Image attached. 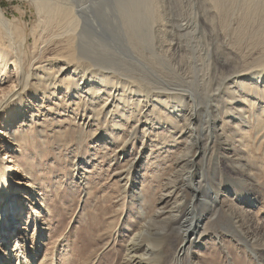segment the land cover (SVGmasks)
<instances>
[{"label": "rangeland", "instance_id": "374dc122", "mask_svg": "<svg viewBox=\"0 0 264 264\" xmlns=\"http://www.w3.org/2000/svg\"><path fill=\"white\" fill-rule=\"evenodd\" d=\"M74 1L82 28L72 43L70 33H41L36 0H0V12L15 28L11 44L25 61L24 80L34 63L60 58L64 66L70 64L48 96H33L25 81L15 87L7 76L0 85L6 93L0 99V226L9 231L11 217L20 215L11 240L0 235L1 250L12 251L9 264H25L24 259L28 264H124L128 244L139 235V246L147 245L157 264H173L188 226L201 244L180 264H264V208L255 215H230L227 205L231 194L242 195L244 187L257 184L263 192L257 204L264 205V154L254 153L251 167L243 152L253 151L262 133L254 134L244 100L229 97L239 90L231 82L264 68L248 57V38L230 26L244 22L247 35L251 26L258 31L264 0L249 10L245 0ZM3 38L0 34V52L8 53ZM110 70L125 91L108 108L101 93L87 95L82 83L84 91L75 90L81 75ZM6 72L17 75L12 65ZM19 95L22 103L16 101ZM222 120L228 123L221 132L226 139L218 143ZM6 127L10 134L25 133L13 164H7V153L16 138L4 137ZM239 129L249 135L235 138ZM214 140L213 154H204L205 143ZM227 152L235 158V171ZM30 182L32 188H26ZM245 204L239 207L247 210ZM239 223L253 245L240 234ZM233 247L251 262L236 257Z\"/></svg>", "mask_w": 264, "mask_h": 264}, {"label": "bare ground", "instance_id": "6f19581e", "mask_svg": "<svg viewBox=\"0 0 264 264\" xmlns=\"http://www.w3.org/2000/svg\"><path fill=\"white\" fill-rule=\"evenodd\" d=\"M39 1L36 0V11L40 14L39 15L40 16V20H39L38 24H39V27H42L41 28V33L42 34L43 33L48 34V33H51L52 31H54V32H58V31L62 32L63 31L62 33H66V34L70 33V36H69L70 38H69L68 41H71L72 43H75L77 38H78V36H79V34H80L79 29L82 28L81 27L82 26V24H81V15H80L81 11H79V6L80 5L76 4L74 0H60V1H63L61 4H64L65 6L64 5L62 6L61 4L59 5L58 3L57 4L56 3L50 4V2L48 0H44V1H41V2H39ZM156 1H158V0H156ZM224 1H227V0H224ZM149 2H151V1H149ZM218 2H220V0H213V3H215V4H217ZM237 2L238 1L235 0L233 3H237ZM245 2H244L243 6H247V7L250 6L248 9L245 8V9L249 10V9L253 8V6H252L253 2H260V0H245ZM238 3H240V2H238ZM259 5H260V3H259ZM261 13H262V11H261ZM247 14H249V13H247ZM262 25L258 28L259 32L257 31V29L255 30L251 26L249 31H248V32L251 31L249 33V35H247V32H246L247 27H246V24L244 22H240L237 25V27H234V28H232L233 25H231L232 27L230 26V28L232 29L233 32L234 31L237 32V30H239V32L243 33L242 35L245 36L244 38H246V39L248 38V41H249L248 45L250 46V48H248L249 51L247 53L248 57L250 59L253 58V60H255L254 63H256V66L258 68L259 67L262 68L264 66V25L263 26ZM14 30H15V28L13 27L12 22L11 21L8 22L5 19L4 15L0 12V34L2 35V37H4L3 39H6L7 44H8V47H7L8 48V53H3L2 51L0 52V85H1V83L3 81H5L3 79V77L7 76V79L8 78L11 79V80H8V83L10 82L11 85L14 83L15 87H17V86L19 87V85L25 81V83H26L25 86L27 88H31V92H32L33 96H37L39 93L41 95H43V97H44V95L51 94V90L54 89L55 81L59 80V78H61L63 76V74L67 73V71L70 69V66H69L70 64L65 62L67 67L64 66L63 65V60L60 59V58L59 59H56V58L49 59L48 63L51 64V65H49L47 63L46 65L39 66L36 63H34L32 66H29L30 67L29 68L30 72L27 73V75H26L27 77L24 80V78H25L24 74L25 73L23 72V67H24V62L25 61L23 62L22 60L17 58V53H16L17 49L14 48L13 44H11L12 35H13ZM40 36H42V35L39 34V37ZM245 42H246V40H245ZM44 46L45 45H43L42 48ZM256 55H257V57H256ZM8 65L9 66L12 65L14 67V70H15L17 75H15L13 73H11V75L7 74L6 69H7ZM49 66H51V68ZM97 68H99V67H97ZM49 69L54 70V74L53 75L49 74ZM93 69H95V68H93ZM99 69H101V68H99ZM44 70H45L46 73L43 72ZM103 72L98 71L97 72L98 74H95L94 71H91V73H89L90 76L87 75V77H86L85 74L81 75L80 78L78 79L79 82L77 83V86H75V90L78 93H80V91H84L83 87H80V84L82 83L84 85V87L87 88V91H86L87 95H91L94 92L101 93L104 97H106L104 102H103V104H104L103 108L105 109V108H108V105L113 103L116 98L118 100V97H122V95H123L125 90H120L119 89V85L115 82V78L117 76L115 74L116 72L111 71V70L110 71H106L104 73ZM40 73H42V76H39ZM12 79H14V80H12ZM238 79H240V80L237 81ZM238 79H236L235 82H233V83L231 82V85L236 86L239 90L238 91H234V92H230V96H229L230 97V101L233 98V96L234 95L236 96L237 94L239 95L238 100H240V101L244 100L243 101V102H245L244 105L246 104V106L248 107V110H249L248 112H250L249 119L250 118L252 119L251 128H253V130L255 132L254 134H256L257 136L259 135L258 133H262L260 138L263 140L264 139V132H263V129H264V68H262L261 70H257V71H255V72H253L251 74L246 75V76L242 75V76L238 77ZM61 80L63 81V79H61ZM61 80H60V82H62ZM45 82H47L46 83L47 85H43ZM48 82H49V84H48ZM108 85H110V86H108ZM72 88L73 87L71 86V82H68V84L66 86V90L67 91L68 90L71 91ZM120 92H123V93H121L119 95ZM235 92H236V94H235ZM1 93L2 92L0 91V94ZM12 93L13 92L7 93V94H9L8 95L9 98L11 97L10 95H12ZM5 95H6V93L3 92V94H1V96H0V99L2 97L6 98ZM24 95H19L17 97V100H16L17 103L18 102L22 103ZM100 111H102V108H101ZM102 113H104V115L108 114V113L103 112V111L101 112V114ZM190 117H188V118H190ZM221 124L222 125H221V128H220V134H221V132L223 133L225 125H227L228 123L225 120H222ZM189 126H190V123L187 124V127H189ZM7 128L8 127L5 128L6 132L2 133V134L6 133L4 135V137H6L7 135L10 134L9 132L7 133ZM214 128H215V126H214ZM236 132H234V133H236ZM220 134H219V136L215 135V140L218 141V139H220V140H222L224 138L226 139V137H223V135L222 134L220 135ZM11 135L13 137V138H11V140H14L15 138H16V140H14L13 147L10 149V152L7 153L10 156V157H8V158H10V160L7 161V164H13L15 162V159L17 158L16 153L19 150H21V148H22L21 144L23 143L22 141H24L23 138H24L25 133L22 132V131L20 132L19 130H15V131H13V133L11 132V134L9 136H11ZM232 135H233V129H232ZM248 135L249 134H247L246 131H243V130L239 129V132H237V136L234 134V137L237 138L238 136H241V138L244 139ZM232 139H233V137L229 138V136H227V140L232 141ZM261 139H260V141L258 140V142H255V145H253V151L252 150L248 151L249 147H247L246 151L242 150L244 152V156L246 157V159H245L246 161L244 160L245 163L248 164L251 167H253L252 164H255V162H256V161L254 162V159H256V158L253 159V162L251 161L252 160L251 159L252 155H254V153L257 154L259 151L263 152L262 155L264 154V148L260 147L262 142H263V141H261ZM215 140L214 141H207V143H205V146L203 148L204 154H206V151H208V153H210L211 155L213 154V150L216 149V141ZM218 143H219V141H218ZM252 144H254V143H252ZM248 146H249V144H248ZM229 151L231 152V150H229ZM238 151H240V150H238ZM230 152L226 153L227 154L226 155V159H227L228 162H230L229 163L230 166L233 167L232 170L235 171V169H236V168H234L235 167L234 166V159L235 158L232 157V155H230ZM254 157H256V155ZM241 158H242V156H241ZM134 163H135V159H133L129 163V168L130 169L132 168V164L134 165ZM237 163H238V161H236V164ZM241 167H243V169H244L245 165H243ZM262 168H263L262 170H263V173H264V166ZM126 177L127 178L132 177V173L128 172ZM126 177H125V179H126ZM257 181H258V179H257ZM121 182H122V179H121ZM262 185L264 187V183ZM257 186H258V184H257ZM257 186H252L249 189H247L248 188L247 186L244 187L245 189L241 190L242 195H240V194L237 195V193H236V196H238V198L235 196V194H231L230 195L231 196L230 197L231 201H229V200L227 201L228 211H229L230 215H233V214H236V213L237 214L240 213V214H243L245 216L246 215L248 216V214L255 215L256 213H258L261 210H263L264 205L261 206L262 204L261 205L259 203L257 204V202H258L257 200L259 199L258 197L262 196V193H263L262 190L257 188ZM126 187L127 186L124 185L122 190L125 191ZM26 188H32V182L27 183L26 184ZM171 188L172 189H178L177 186H174V187L172 186ZM260 188H262V187H260ZM119 191H120V189H119ZM172 193H173V191L170 192L169 194H172ZM243 194H245V195H243ZM138 197H140V196L138 195ZM26 201H28V198H26ZM218 201H219V199L217 198L216 202H218ZM42 202H43V199L41 198V203ZM222 203H223V201H222ZM239 203L240 204L246 203L245 206L247 207L246 208L247 210H245L244 208L239 207V205H240ZM12 204H15V203H12ZM27 204H28L27 208L30 209V204L29 203H27ZM19 205H20V202H19V204L16 203L15 207H12V210H14V212H13L14 215H15V212L18 211ZM25 206H26V204L22 205V207H25ZM248 210H250L251 213H249ZM33 215H34V218H37V212L36 211H33ZM18 216H20V215L16 214L15 217H13V216L11 217L10 220H12V224L8 226L9 231H4V229H5L4 227H6L5 224L0 226V229L2 227V231H3V232H0V235L2 233V236L5 239L4 241L11 240L10 236H9V234H11L10 233L11 227L14 229L17 226V224H18L17 217ZM4 218L6 219V217H4ZM24 221H25V224H24L25 227L23 228V230H27L29 228V220L28 219L25 220V216H24ZM6 224H9L8 220H7ZM199 225H202V224L199 223ZM242 226L243 225L239 223L238 224V230H239L240 234L246 240V243L251 245L253 242L251 243L250 240L248 239V237H246L247 233H246L245 230H243L244 227H242ZM188 227H190V228L187 229L186 231H184L185 234L183 235V239L181 237V239H182L181 244L177 247L178 249L176 250L175 254L171 257V260H172L173 264H180L182 262V260L185 259V257H187L190 254V252L192 251L193 248H195V246H200V244H201V242H200L201 240L195 239L194 238V234L190 231V229L192 227L191 226H188ZM197 227H198V225H197ZM191 230H193V229H191ZM139 236L134 237L132 239V241L128 244V247H127L128 250H127V254L125 255V258H124L125 259L124 264H152V263L153 264L154 263L157 264L156 260L152 259V257H151L152 254L149 251V249L147 248L148 246L145 245L146 248H144V249H142V247L139 246L140 245V243L138 242ZM18 240L19 239H15L13 241L14 242V246L17 245L16 241H18ZM1 248H2V246H0V252L1 253L4 252V254L3 255L0 254V264H9L10 260H11L12 251L11 250L8 251L7 246L3 247L2 250H1ZM18 248L21 249L19 243H18ZM233 248H234V253H235L236 257L240 256V258L242 260L247 261V262H251V260L249 258H247V260H246L245 252L241 248L240 249H238L237 247H233ZM240 262H241V264H243L242 261H240ZM24 263L28 264V261L24 259Z\"/></svg>", "mask_w": 264, "mask_h": 264}]
</instances>
